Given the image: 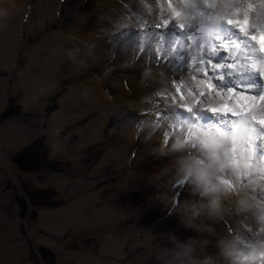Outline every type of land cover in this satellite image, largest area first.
<instances>
[{
    "label": "rangeland",
    "instance_id": "374dc122",
    "mask_svg": "<svg viewBox=\"0 0 264 264\" xmlns=\"http://www.w3.org/2000/svg\"><path fill=\"white\" fill-rule=\"evenodd\" d=\"M61 1L62 3L60 0H18L17 3L12 0L8 4L4 0L0 5V12L7 14L4 16L0 13V228L5 224H11L18 229L15 230L13 238L8 239L0 235V245L13 247L10 250L4 249V246L1 248L0 261L15 256L17 264H213V258H193V246L205 244L204 242H207L212 234L217 233L219 228H224L225 232L234 238L233 241L223 237L225 246L238 252L234 258H241L244 264L250 263L252 258L249 249L254 247L253 245L264 246L261 238L264 236V221L257 216L256 209L260 207L255 208L259 203L262 205L264 203L256 193L249 191L254 178L246 177L243 171L237 169L235 159L239 157L240 161L243 160L240 155L234 156V167L230 164L227 153L224 154L221 164L223 165L224 162L227 163L226 167L235 168L232 172L226 169L220 172L215 164L213 167L210 166V171L207 170L206 164L192 166L185 162L183 156L180 158L178 153L180 155V152L185 151L187 158L192 157L194 159H191L192 161L204 163L203 159L208 158L204 156L202 159L201 156L211 149L191 153L193 152L191 149L182 148L179 151L174 143H158L159 136L162 131L164 132L162 130L164 122L153 124L157 116L152 112L144 111L150 106L144 101L137 102V108H140V113L147 116V124L151 125H145L143 130H140L134 144L127 146L128 149H124L123 141H118L119 137L127 135L124 128L116 125L121 121L119 111L121 108L117 105L119 102H115V98L120 94H122L121 101L124 100L123 93L130 96L132 103L128 102L127 106L134 111L136 101L142 100L141 85L152 90V86L159 85L156 83L158 80L162 84L157 87L160 94L155 93L151 96L152 101L166 104L163 97L170 91L171 84L175 87L172 90L176 92V89L178 94H181L183 90L188 89V82L193 83L194 92L202 91L201 88L208 92L205 83L213 81L210 78L208 81L199 77L195 79L193 78L195 76L191 79V68L184 61L169 69L170 62H164L162 59L152 60L151 54L144 59L129 56V52L134 54L136 48L141 52L147 47L149 53L157 51L159 45L155 43V40L158 41L156 25L161 22L163 12L168 10L170 14L171 9L164 0L160 3L159 0H154L153 4L149 0ZM64 2L68 7L65 11L60 9V5ZM174 3L178 11L184 9L185 12L180 21H177L178 28L170 26L168 30L167 35L172 37V41L176 34L180 35L181 31L186 32L191 26L190 21L185 20L186 17H196L194 28L199 22L204 26L214 23L213 32L209 34L211 41L225 33L220 26L217 28V24L231 28V34L235 33L237 41L240 37H244L227 24L228 19H243L246 14L250 19L251 27L264 20V0H187V3H184V0H174ZM249 4H254L255 7L248 10ZM135 5L138 9L139 5L149 9L145 15L149 21L148 25L145 29H141L148 30L149 33L142 32L138 37L133 38V46L129 48V43L112 35L120 30H124L123 33L139 31V26L133 25L131 20L135 22L144 14L139 13L137 17L131 19L132 15H137ZM151 7H154L158 13H150ZM117 8L125 17L114 15ZM237 11L241 12L240 16L235 14ZM15 17L22 22L20 26L23 25V29L19 34L20 44L18 41L16 51L12 52L13 43L9 46L3 45L5 30L3 26ZM72 21L77 22L73 32L77 31L75 35L81 40L94 37L99 30L104 31L107 37H104L102 43L109 47V50L105 49L107 57L110 56L111 61L116 58V54H111L112 51L115 53L118 51L119 56L125 54L126 60L124 59L123 65L126 63L124 67L127 69L99 68L98 60L95 58V63L80 68L77 65L74 70L69 62L70 66L62 70L70 71L71 77L62 79L59 91L42 101V106L39 104L42 111L36 112L34 105L29 106V98L31 99L37 87L27 86V81L20 76L23 70L29 66L30 69H34L38 64L31 61L28 48L43 44L46 39L52 38L54 32L57 33ZM181 22L185 25L183 29L178 26ZM84 23L92 25V29L83 30ZM204 32L208 31L204 30ZM251 32L254 33L252 35H259L261 31L255 32L251 29ZM193 37L199 39L196 33ZM160 40L162 37L159 38ZM187 42L191 44L193 40L187 37ZM192 45H196L193 50L198 52L202 43L199 48L195 43ZM256 45L258 48L259 45ZM206 46L209 52L214 49L213 43ZM254 53L257 54L255 49ZM140 60L143 65L140 70L128 68L127 63L132 66ZM191 61L195 62L196 59ZM40 64H43L47 70L51 69L45 62ZM209 66L215 69L216 61H211ZM225 66L229 68L231 63L226 62ZM261 73L255 71V74L264 80ZM227 76L234 77L231 73H227ZM152 77L156 80H152ZM233 80L236 82L235 79ZM252 82L255 83V80ZM220 84L226 86L227 82ZM77 87L82 92L74 93L72 99L79 104L80 109L75 106L74 117L61 124L62 127L59 128V125L58 128L51 130L50 121L56 117L54 114L61 110L59 101L67 93L68 88L75 90ZM90 87L93 90L99 89V95H102L100 97L111 101L109 105L98 107L90 113L89 106L84 103L86 97L83 94L84 91L91 90ZM223 88L219 89L223 94L219 97L214 92H208L204 98L196 94L195 100L204 99L207 103L198 105L195 102V110L203 113L209 105L216 107L221 103H231L232 101L225 97L229 93ZM177 98L180 103L182 98L181 100ZM121 104L126 103L123 101ZM256 104L263 106L258 102ZM190 106L188 103H183L175 105V108L185 113ZM63 117L65 114L56 118ZM106 118L107 120L104 121ZM113 118L116 120L113 121ZM242 120H246L244 126L247 127L251 121L261 126L251 114L243 117ZM169 122L167 118L166 130L170 125ZM236 127L230 128L234 130ZM111 129L113 134H107ZM236 132V140L239 144L244 136H249L247 134L242 136L237 128ZM249 140L253 141L251 142L253 146L258 142V139L251 137ZM113 143L122 148L116 158L113 157V149L109 148ZM251 145L247 142L246 149ZM256 148L259 146L256 145ZM141 149L150 152L145 160L139 159L136 155ZM221 154L222 150H219L218 155ZM242 162V168L247 166L251 169L259 168L256 163L247 159ZM215 168L217 171L214 170ZM170 172L174 177L169 175ZM209 172L221 183H227H223L222 188L220 184L217 189L208 185L211 183L208 179ZM256 176V179L264 181L263 173L256 171ZM143 177L146 178V182L143 181ZM159 184L167 185L161 187L164 193L157 189ZM146 185L154 186V189ZM195 189L201 192L195 198L198 200L196 205L194 203L196 213L193 211L198 220L187 223L185 228L177 232H174L176 228H168L166 234L163 226L172 222V212L175 210L174 212L179 216L187 211L185 207ZM89 218L92 220L90 221ZM204 222L206 227L211 226V231L204 229L203 233L208 232V234L200 237L199 227ZM196 223L198 224L195 226ZM56 224L60 225L59 232L56 230ZM256 225H259L258 228ZM243 226L245 230H241ZM188 227H193L191 230L199 237L190 240L186 246L184 241L188 236L184 238L178 235L188 230ZM227 242H231L232 245H228ZM219 249L220 247L217 246L214 254L219 253ZM261 249L260 247L259 250ZM262 261L264 262L262 254L254 258V263L262 264Z\"/></svg>",
    "mask_w": 264,
    "mask_h": 264
},
{
    "label": "bare ground",
    "instance_id": "6f19581e",
    "mask_svg": "<svg viewBox=\"0 0 264 264\" xmlns=\"http://www.w3.org/2000/svg\"><path fill=\"white\" fill-rule=\"evenodd\" d=\"M3 1L4 0H0V4H2ZM5 1L8 4H10L12 0H5ZM160 1H162V0H159V3H160ZM149 2L151 4H153L154 0H149ZM213 3H216V1H213ZM136 5H135V13L137 15L136 16L132 15V18L137 17L140 13V11ZM208 5H210V3ZM67 8L68 7H67V4L65 2L60 5V9H62L63 11H65V9H67ZM115 11L116 12L114 15H117L119 17H122V16L125 17L124 14L122 13V11H118V8L115 9ZM123 11H124V9H123ZM148 11H149V9H146L145 15L147 14ZM180 12L182 14H184L185 10L183 9ZM0 13H2L4 16L7 15L4 12H0ZM150 13L157 14L158 12L154 9V7H151ZM163 13L164 14H162V19L169 14L168 10L166 12H163ZM209 14H211V13H209ZM145 17H146L145 21H142V22L131 21V23H133V25L139 26V28H138L139 31L133 30V31H130L127 33H123L124 30H120L119 32H117V34L112 35V36L118 37L119 39H121L124 42L126 41L127 43L130 44L129 48H132V46H133L132 39L133 38L138 37L142 32L143 33H149L148 30H146V31L141 30V29H145L146 26L148 25V22H149L147 19V16H145ZM152 20H153V18H152ZM185 20L190 21L191 26L187 28L188 30L186 32L181 31L180 35L176 34L174 41H172V37L168 36L167 35L168 32H166V35L164 37H162V40L159 41V38H158V41L160 43H158V41L155 40V43H157V45H159V48H157L156 52H150L149 53L148 47L146 49H144V52H141L140 50H138V48H136V51H134V54H131V52H129V56L132 57V55H133L136 58L138 57V58L144 59V57H147V56H149V54H151L150 56H151L152 60H156L155 58L157 56H159L162 60H164V62H170L171 63L170 66H168L169 69H173L174 67H176L174 65H178L180 61H184V63L191 68V79L193 76H195L193 78L196 79V77H199V79H202V80L207 79V81H208L209 78L213 79V76H215L219 82L226 84V82H227L226 78L230 77V76H227V73H231L232 75H234L233 78H231V77L230 78L235 79L237 83L239 82L240 78H243L245 76H248V77L257 76L255 74V71L256 72L258 71L259 73L262 72L261 76L262 75L264 76V73H263L264 72V52H261L260 49H258L259 47L257 48V45L255 44V42L252 43L250 41V39H248L246 37H243V38L240 37V40L237 41L236 40L237 36H235V33L231 34L232 33L231 28H229L225 25H222V24H217V28H219V26H220L222 29H224V27H225V29H224L225 33L223 35H221L218 39L211 41L212 38L209 37V34H212V32H213L214 23H209V24H206L204 26L201 22H199L198 23L199 25L196 28H194L195 26L193 23L196 22L195 16L192 18L186 17ZM263 21L264 20H261L256 25H253L251 27V29L255 32L263 31V29H264V22ZM21 23L22 22L19 21L15 17L12 21H8L3 26V28H5V30L3 31L4 32L3 45L9 46L10 43H13L12 52L16 51V45H17L18 41L20 44L19 34L23 29V25L20 26ZM76 23H77L76 21H72L70 24H68L65 27H63L62 29H60V31H58L57 33L54 32L53 38L45 41L43 44L36 45L34 48H31L29 50V52L30 53L39 52L38 56H39V58H42L43 57L42 52L48 51V57L51 59H54L53 67L56 68L58 65V62L62 59V55H64L66 52H71L73 49L74 50L78 49V51H79L78 53H80L82 61H78V63H76L75 62L76 59L72 58V62H71L72 66L79 65V68L82 66H88V65L95 63V58H97L98 64H99L97 67H99V68H102V67L108 68L109 67L110 69H115V70L127 69L124 67L126 63L123 65V61L126 58L125 54H123L122 56H119L118 51L116 53L114 51H112L111 54H116V58L111 61V57L110 56L107 57L105 49L109 50V47L107 46V44L105 46L103 44L104 42L102 43V40L104 39V37H107V36H105L104 31L99 30L96 33V35H94V37L86 38L85 40H81L79 37H76V35H75L76 34L75 32H77V31L73 32L74 31L73 28H74ZM258 24H261L260 27L257 26ZM176 28H178V27H176ZM86 29H92V25H89L88 23H84L83 24V30H86ZM204 30H207L208 32L205 33ZM149 31H152V30H149ZM61 32H62V34H61ZM194 33H196L198 35L199 39L193 37ZM252 34H254V33L251 32L249 35H252ZM133 36H135V37H133ZM187 37L189 39L193 40V42L191 44H189V42H187ZM177 40H178V42H176ZM193 43L197 44L198 48L200 47V45L202 43L200 50H197L198 52H195V50H193L196 47V45H192ZM210 43H213V47H214V49L211 52L208 51L207 46H206L207 44H210ZM63 46H66V47L62 50ZM254 49L257 51V54L254 53ZM252 50H253V52H252ZM191 51H193L192 54H191ZM243 51H247V52L243 53ZM195 53H197V54H195ZM225 53H227L226 56L224 55ZM249 54H251V55H249ZM7 59L8 58L6 57V60ZM193 59H196V61L192 62L191 60H193ZM211 61H216V68L215 69H213L209 66ZM226 62L231 63V66L234 65V67L230 68L231 67L230 66L229 68H227L225 66ZM101 63H102V65H101ZM127 66H128V68L140 70L143 67L142 60L133 63L132 66H130L129 63H127ZM30 68L31 67L29 66L26 70H23L21 72L20 76L23 78L24 81H27V86H36L37 87V89L31 95V99L29 98V106L34 105L35 106L34 111L41 112L42 109L40 108V105L42 106V103H43L42 101H44L45 99L48 98V96L51 95L50 93L46 94V91L47 90L48 91H56V90L59 91V88L61 87V83L63 82L62 79H66V78L71 77V72L70 71L66 72L64 70L54 71V68L47 70L46 68H44V66H39V65H37V67H35L34 69H30ZM208 72H210L211 75H208L207 74ZM199 79H198V81H199ZM262 79H264V78L262 77ZM152 80L155 81L156 78L152 77ZM253 80H255V79H253ZM95 81H97V80H95ZM256 82L257 81L255 80V83ZM156 83L159 85H162V84H160V82L158 80H156ZM154 84H155V82H154ZM188 84H189L188 89L183 90V96L181 94H178V91L176 89H175L176 92H174L172 90L174 87L172 84L169 85L171 87L170 91L168 93H166V96L163 97V100L166 102V104L154 103L152 101L151 96H153L155 93H158L157 87L159 85L157 86L155 84L154 86H152V88H151L152 90H148L145 86L141 85L142 93L140 96L142 97L141 98L142 100L136 101V103H135L136 109L134 111H133V108L127 106V105H129L128 102L131 101L130 96L123 93L124 100H122V101H121L122 95L120 94L118 96L119 103L117 105L122 109L120 112L123 115V119L121 118L120 120H125V122L123 123L122 121H120V122H117L116 125H118V127L121 126L122 129L124 128V130L127 131V135H125V137L122 136V137L118 138L119 142L123 141L124 149H128L127 146H131L134 144L135 139L137 138V136L141 132L140 130L141 129L143 130V127L145 125H151V124H147V116H144L143 113H140L141 112L140 108L139 109L137 108L138 107L137 102H143V101L145 102L146 105L150 104V106L147 108L148 110L146 109L144 111L152 112V113L156 114V116H157L156 119L154 120L153 124H158L159 122H164V128L162 129V130H164V132L162 131L161 135L159 136V142L158 143L164 144L167 142L168 144H172V143L175 144L176 140L181 136L180 137V145H178V146L176 145V148L180 151L182 148H185L187 145L190 146V144H194L195 142H198V140H200V141L206 140V136H205L206 132L209 131L211 124H212L211 121L206 122L204 120L203 117L206 115H203L201 113L198 115L199 116L198 120H191V121L187 122L185 119L181 118V116L179 115V113L176 112V110L174 111L175 105H180L183 103H188L191 105L188 108V110H185L186 114L188 112H192L195 109V101H196L195 98L197 96L196 94L198 93V91L194 92V87L192 85L193 83L190 84V82H188ZM136 86L140 87V85H136ZM255 87L256 86H253L254 89H255ZM223 89H225V88H223ZM201 90L204 92H207L205 89L201 88ZM88 91L89 90L84 91L83 94H84V97H86V100L84 103L87 104V106H89L88 107L89 110L90 109H91V111L97 110L98 107L105 106L106 102L110 103L107 100L103 101L101 103V101L103 99L100 96H102V95L97 96L99 94V90L97 88H94L93 92L88 93ZM74 92L79 93L80 92L79 88H76V90H74V91H72V89L68 88V91L63 96V98H66L69 96H74ZM227 92L229 93L227 95L231 94V90L227 89ZM158 94H160V93H158ZM207 94H208V92L206 93V95ZM262 95H264V93H262ZM177 97H179L180 100L182 98L180 103H179ZM192 97H194V99H192ZM63 98L59 101V103L61 104V108H60L61 110L58 111L56 114H54V116L57 117L58 115L65 114V117H63V118L53 117L52 121H50V125L53 124L54 128H58L59 125H60L59 128L62 127L63 125H61V124H64L65 122H67V120L74 117L73 115L68 117L69 116L68 112L62 111V100H63ZM251 99H255V97H252ZM123 101L126 103L125 105L121 104ZM257 102L259 104H261L259 101L252 102L250 100V98L242 102L243 104H248L249 107H251L252 103L255 104V107H252V110L250 112L246 108L239 106V104L241 102L235 103V100H233L231 102L232 107L234 109H237V116L228 121L229 123L226 126L227 129L231 130V128H230L231 126H237L236 128L239 130V133H241L242 136H244L245 134L249 135L246 137L244 136L240 144L236 140L237 132L234 133V131L232 130L233 135H232V133H230L231 137L227 138L225 136L226 133L223 130L224 127L222 126V124H220L219 127H221V129L218 131L217 136L219 134H224V135H222V139L217 140V137H215L214 141L209 140V144L207 146H203L200 149L191 152V153H195V152L207 151V150L211 149L208 151V153L206 152V153L202 154V156H201L202 159L204 158V156L208 158V159H203V160H205L204 163H202L201 161H192V160H194V159H192V157L190 159L187 158V155H185L186 154L185 151L180 152V155L178 152L177 153H178V156L180 158H181V156H183L182 158L185 160V162L191 164L192 166L198 165V164H206L208 171H210V168H211L210 166L213 167V164H215V166H217V169L220 172L224 171V169H226L230 172L235 171V168L226 167L227 163L224 164V162H223V165L221 164L222 159H224L225 153H227V157L229 158L228 160H230V164L234 167H235V164H234L233 158L236 155H240L243 160L247 159L250 162L256 163L257 166L259 167L258 169L256 167L251 169L250 166H247L246 168H242V163H243L242 161L243 160L240 161L239 157H237V159H235L237 161V164H236L237 169L238 170L240 169L241 171H243V174L246 177L254 178V183L252 184L249 191L251 193H253V192L256 193L258 195L259 199H261L260 201L262 203H264V181L255 178V177H257L256 171L264 174V158H263V156H264V126H262V125L259 126L256 123H254L253 121H251V122H249V127H247V126H244L246 120L245 121L242 120L243 117H248V114L249 115L251 114L252 118L253 117L256 118L257 122L261 119H264V116H263L264 104H262L263 105L262 107L257 106V104H256ZM131 103H132V101H131ZM152 103H154V104H152ZM136 110L139 112H137ZM203 112L207 113L206 110H204ZM137 113H139V114H137ZM185 113H183V114H185ZM150 116H151V114H150ZM167 118L170 120V122H169L170 125L167 126V129H170V128L172 129L171 134L173 137L170 136L166 131ZM224 118L226 120L228 119L227 117H224ZM240 119H241V121H240ZM106 120H107V118L104 119V121H106ZM112 120L115 121L116 119H112ZM233 120L235 122H232ZM238 125H241V127H238ZM198 127L204 128V130L201 131L202 132L201 134H198V132H197ZM54 128L50 127L51 130H53ZM159 132H161V131H159ZM18 133H19V131H18ZM196 133L199 135V137ZM107 134H110V135L113 134V129L108 131ZM210 134H212V133H210ZM118 136H120V135H118ZM249 137L258 139V142L256 145H258L259 148H256V145L253 146L254 144L251 145V142H253V141H251V140L248 141ZM193 139L195 142H191V141H193ZM118 141H114V142H118ZM156 142H153V144H156ZM247 142H249V145H251L250 148H248V149H246V143ZM109 148L113 149V151H114L113 157H115V158L118 155L119 150L122 149L120 146L116 145V143H113V145H111ZM219 150H222L223 155L222 154L218 155ZM86 152H88L87 149H86ZM96 152H97V148H96ZM149 153L150 152L147 149H141L139 154H136V155L138 156L139 159L145 160L149 156ZM251 153H253V154H251ZM82 154L84 156H86V154H84V153H82ZM169 155H173V154H169ZM218 166H219V168H218ZM217 169L215 168L214 170L217 171ZM169 175L171 177H174L173 173H171V172L169 173ZM208 176H209L208 179L211 181V183H209L208 185L212 186L215 189H217L220 184H221L220 188H222L224 186L223 183L224 184L227 183V182L221 183L220 181H218L217 179L212 177L210 172L208 173ZM143 181L146 182V178L143 177ZM159 185H158L157 189L158 190L160 189V191H162L164 193L165 191L162 190L161 187L167 186V185H165V184H163V185L159 184ZM170 185L172 186L173 183ZM144 186H145V184H144ZM146 186L150 187L152 190L154 189V186H149V185H146ZM200 189L206 190V188H200ZM167 191H169V190H167ZM198 193H201V192H199L198 190L195 189L194 194L189 198V200H188L189 203L187 204V207H185L187 209V211H184L179 216L176 215V213L174 212L175 210L172 212V214H171L173 217L172 222H170V224L165 223V225L163 226V231L166 234L168 233V231H167L168 228L169 229L176 228L174 232H177V231L185 228L187 226V223L198 220L197 215L193 214V211L196 213V206L195 205L198 203V200L195 198L198 196ZM166 200L168 202V199H166ZM194 203H195V205H194ZM263 205L259 203V205L255 206V208H257V206L260 207V208H257L256 210L258 212L257 216L262 221H264ZM162 208H165V207H162ZM198 210H199V208H198ZM85 211H87V210H85ZM130 213H132V212H130ZM138 214H139V212H138ZM139 218H134V219L136 220ZM89 220L91 221L92 218H89ZM197 224L198 223H196L195 226ZM255 224H257V223L255 222ZM41 226L43 228L45 227L44 224H42ZM258 226L256 225V228H258ZM55 227H57L56 230H57V232H59L60 225L56 224ZM192 228L193 227H190V228L188 227V230H186L185 232L178 235V236H182L184 238H186L188 236V239L184 241L186 246L188 245L190 240L198 239V237H199V235L196 232L191 230ZM199 228H201V236L200 237H205L208 234L211 226L206 227V223L204 222ZM16 229H17V226L13 227V226H11V224H9V225L5 224L0 228V235H4L8 239L13 238L15 236V230ZM204 229H208V230H206V231H208L206 234L203 233ZM241 230H245L244 226H243V229L241 228ZM17 231H18V229H17ZM210 231H211V229H210ZM225 231H226V229L224 230V228L223 229L219 228L217 230V233L212 234L211 237L207 240V242H204L205 244L200 243V244H196L195 246H193V250H192L193 258H206V259L207 258H213L214 259L213 264H244L243 260L241 258H237V259L234 258V256H236L238 254V252L236 250H232V249L226 247L225 244L223 243V237H225L228 240L230 238L231 240L234 241V238L232 236H230L228 233H226ZM261 238H262V241H264V236H261ZM214 242H216V243H214ZM227 243H228V245H232L231 242H227ZM3 246H4V249H6V250H10L11 248H13V247L5 246L4 244H2V245H0V250ZM217 246L220 247V249L218 251L219 253L214 254ZM253 246L254 247L256 246V248H254V247L251 248L254 250L249 249L252 259L250 260V263H248V264H258L257 262L254 263V258L257 257L259 254H262L264 257V246H258V245H253ZM260 247L262 248L261 250H259ZM259 260H260V258H259ZM0 264H17V263L15 261V256H10V257H7V258H4L3 260H1ZM259 264H261V262ZM262 264H264L263 261H262Z\"/></svg>",
    "mask_w": 264,
    "mask_h": 264
},
{
    "label": "snow or ice",
    "instance_id": "6c2138e0",
    "mask_svg": "<svg viewBox=\"0 0 264 264\" xmlns=\"http://www.w3.org/2000/svg\"><path fill=\"white\" fill-rule=\"evenodd\" d=\"M164 3H166L167 7L171 9V13L169 14V16H165L161 20V22L156 25V30H158V38L164 37L166 35V32H168V30L170 29V26H174V28H176L177 21H180L182 17V13L177 10L174 0H164ZM184 3H187V0H184ZM254 7V4H249L248 10H252ZM235 14L237 16H240L241 12L237 11ZM227 24L229 26H232L236 33L243 34L244 37L258 44L260 51L264 52V31H261L259 35H249L251 31V23L249 17L246 14L244 15L243 19H228ZM178 26L183 29L185 25L183 22H181ZM224 55L226 56L227 53H225ZM155 59L159 61L161 58L157 56ZM207 74L211 75L210 72H208ZM253 79H255L257 82L253 83ZM253 86H256L255 89L253 88ZM205 87L207 88L208 92H214L217 97L223 95L219 92V89L221 87H224L225 91L230 88L231 94L226 95L225 97L230 101L235 100L241 102L239 106L246 108L249 112L252 110V107H255V104L252 103L251 107H249L248 104H243V101L250 98L252 102L259 101L261 104H264V95H262V93H264V80H261L259 76H245L243 78H240L238 83L228 77L226 86L220 84L216 77L213 76V81L206 82ZM181 95L183 96V93H181ZM197 95L201 98H204L206 96V93L204 91H200L197 93ZM252 97H255V99H251ZM195 102L198 105L207 103V101L204 99H198ZM206 111L207 115L203 117L206 122L213 121L216 116L227 117L229 120L237 116V109H234L231 103H221L216 107H212L209 105ZM253 119L255 118L253 117ZM258 123L264 126V119L259 120Z\"/></svg>",
    "mask_w": 264,
    "mask_h": 264
},
{
    "label": "crops",
    "instance_id": "0c3cea01",
    "mask_svg": "<svg viewBox=\"0 0 264 264\" xmlns=\"http://www.w3.org/2000/svg\"><path fill=\"white\" fill-rule=\"evenodd\" d=\"M17 3H18V0H15ZM67 4V3H66ZM1 5V4H0ZM127 7V6H126ZM124 11H126L125 9H124ZM139 11H140V13H142V14H144V16H140V17H138L137 18V20L136 21H140V22H142V21H145V19H146V17H145V13H146V9L144 8V5H139ZM131 19H133L132 17H131ZM131 21H133V20H131ZM59 31H60V29H59ZM61 34H62V32H61ZM54 36L52 35V38H53ZM48 39H46V41H47ZM50 40V39H49ZM66 46H63L62 47V50L65 48ZM32 48H34V47H32ZM31 48H28V52H29V50H30ZM79 51H78V49L77 50H72L71 52H66L64 55H62V59L58 62V65H57V67L55 68V67H53V65H54V59H51V58H49L48 57V51H45V52H42V54H43V57L42 58H39V56H38V54H39V52H35V53H30L29 52V55H31V61L33 62V63H38L37 65H39V66H44L43 64H40V62H45L46 64H48L49 65V67L50 68H54V71H60V70H62V68H66V67H68V66H70L69 65V62H70V64H71V62H72V58H75L76 59V63H78V61H81L82 60V58H81V55H80V53H78ZM1 59L3 60V56H1ZM62 63V64H61ZM61 64V65H60ZM72 66V65H71ZM73 67V69L75 70L76 69V67L77 66H72ZM44 68H45V66H44ZM61 85H62V83H61ZM77 88H79V87H77ZM80 89V88H79ZM90 89L91 90H89L88 91V93H90V92H93L92 90H93V88L92 87H90ZM76 90V89H75ZM99 90V89H98ZM57 91V90H56ZM56 91H49L48 92V90L46 91V94H48V93H50V94H52V93H55ZM72 91H74V90H72ZM80 92H82V90H79ZM74 93H76V92H74ZM122 95V94H121ZM97 96H100L99 94L97 95ZM73 96H69V97H66V98H63V100H62V111H67L68 112V114H69V116L68 117H70V116H72L73 115V110H74V107L75 106H78V108L80 109V106H79V104H77L76 103V101H74L73 99ZM103 99V98H102ZM103 101H106L105 99H103L102 101H101V103L103 102ZM108 102H111V101H109V100H107ZM115 102L116 103H118L119 102V98L117 97V98H115ZM106 105H109V103H105V106H103V107H106ZM81 108H82V104H81ZM88 110H89V108H88ZM122 109H120L119 111H121ZM89 112L91 113L92 111H91V109L89 110ZM121 113V112H120ZM121 118L123 119V115L121 114ZM120 118V119H121ZM113 119H116V118H113ZM123 123L125 122V120H121ZM50 127L51 128H54V125L53 124H51L50 125Z\"/></svg>",
    "mask_w": 264,
    "mask_h": 264
},
{
    "label": "water",
    "instance_id": "95a60500",
    "mask_svg": "<svg viewBox=\"0 0 264 264\" xmlns=\"http://www.w3.org/2000/svg\"><path fill=\"white\" fill-rule=\"evenodd\" d=\"M60 2L62 3L61 0H60ZM175 110H176L177 113H179V115L181 116V118L185 119L187 122L188 121H191V120H198L199 119V116L198 115L201 114L200 112H197L195 109L192 112H188L187 114L186 113L183 114L178 108H175L174 111ZM202 114L203 115H207V113H204V112ZM228 121H229V119L226 120L222 116H216L215 119L213 121H211L212 124H211V127H210L209 131L206 132V135H205L206 136V140H202V141L198 140V142H195L194 139H193V141H191V142H195V143L194 144H190V146L187 145L185 147V149H187V150H190L191 149L192 151H196V150L200 149L203 146H207L209 144V140L210 141H214L215 140V137H217V140L222 139V135H224V134H219L217 136L218 131L221 129V127H219L220 124H222V126L224 127L223 130L226 133L225 136L227 138L228 137H231L230 133H232V129L230 130V129H227V127H226L227 124L229 123ZM240 121H241V119H240ZM232 122H235V121L233 120ZM238 127H241V125H238ZM203 130H204V128L198 127L197 128L198 134H201L202 133L201 131H203ZM166 131H167V133L170 136H172V134H171L172 129L171 130L170 129H167ZM233 131H234V133H236V128ZM210 133H212L213 135L210 134ZM232 135H233V133H232ZM180 137L175 142V144L177 146L180 145ZM198 137H199V135H198ZM196 146H200V148H196Z\"/></svg>",
    "mask_w": 264,
    "mask_h": 264
}]
</instances>
